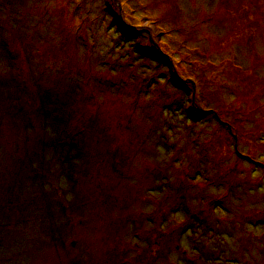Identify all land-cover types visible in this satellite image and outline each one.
Here are the masks:
<instances>
[{
	"label": "rangeland",
	"instance_id": "obj_1",
	"mask_svg": "<svg viewBox=\"0 0 264 264\" xmlns=\"http://www.w3.org/2000/svg\"><path fill=\"white\" fill-rule=\"evenodd\" d=\"M0 264H264V0H0Z\"/></svg>",
	"mask_w": 264,
	"mask_h": 264
}]
</instances>
